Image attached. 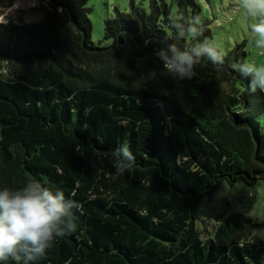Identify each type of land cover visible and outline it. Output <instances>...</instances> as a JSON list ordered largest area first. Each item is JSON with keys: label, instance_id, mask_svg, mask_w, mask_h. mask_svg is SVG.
I'll use <instances>...</instances> for the list:
<instances>
[{"label": "trees", "instance_id": "1", "mask_svg": "<svg viewBox=\"0 0 264 264\" xmlns=\"http://www.w3.org/2000/svg\"><path fill=\"white\" fill-rule=\"evenodd\" d=\"M87 2L50 0L38 23L0 22V189L35 179L81 205L76 230L29 264H264L257 224L242 212L214 238L194 224L221 182L264 181V92L231 68L247 61L245 43L222 67L202 59L179 79L156 52L192 43L176 39L170 18H200L197 0L115 8L106 46L92 42ZM123 145L136 163L118 174L104 153Z\"/></svg>", "mask_w": 264, "mask_h": 264}, {"label": "clouds", "instance_id": "2", "mask_svg": "<svg viewBox=\"0 0 264 264\" xmlns=\"http://www.w3.org/2000/svg\"><path fill=\"white\" fill-rule=\"evenodd\" d=\"M241 7L249 16L259 17V21L251 25V31L258 36L255 46L264 48V0H241ZM170 27L176 30L177 40L190 37L192 43L183 47L170 43L156 52L167 73L179 79H191L202 59L217 68L224 65L225 54L207 38L199 39L204 29L198 16L187 24L178 17L170 18ZM231 68L250 77L252 93L258 89L264 92V67L257 68L244 61L232 63ZM104 155L110 157L118 174L136 163V156L127 145ZM80 207L77 201L66 198L62 190L53 191L35 179L19 189H0V261L29 264L43 257L56 238L76 230L72 209Z\"/></svg>", "mask_w": 264, "mask_h": 264}, {"label": "rangeland", "instance_id": "3", "mask_svg": "<svg viewBox=\"0 0 264 264\" xmlns=\"http://www.w3.org/2000/svg\"><path fill=\"white\" fill-rule=\"evenodd\" d=\"M134 1L146 10L151 0H88L91 9L89 18L92 23V42L96 46L109 44L104 39V26L108 18L115 14V8L129 11ZM171 1V0H167ZM201 8L200 18L210 24L214 46L227 53L238 44L245 43L248 52L247 62L255 67H264V48H257L258 39L251 31V25L259 17H251L241 7V0H197ZM50 8V0H0V22H13L18 25L38 23ZM7 70V61L0 57V71ZM264 127V115L261 117ZM233 212H242L250 217L257 226L253 234L264 241V181L258 180L248 185L238 181L231 185L221 182L211 194L205 195L195 209V228L201 238H214L220 224Z\"/></svg>", "mask_w": 264, "mask_h": 264}]
</instances>
